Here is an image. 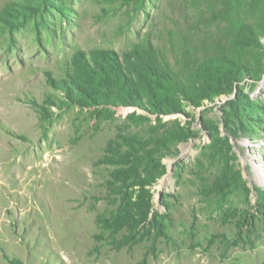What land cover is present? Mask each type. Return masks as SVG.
I'll return each instance as SVG.
<instances>
[{"label": "rangeland", "instance_id": "rangeland-1", "mask_svg": "<svg viewBox=\"0 0 264 264\" xmlns=\"http://www.w3.org/2000/svg\"><path fill=\"white\" fill-rule=\"evenodd\" d=\"M253 2L0 0V264H264ZM238 25L258 47L234 49ZM218 58L242 77L201 102ZM186 86L188 101L175 92ZM166 97L178 111L157 110ZM178 128L191 137L177 142ZM145 140L148 203L134 179L112 178Z\"/></svg>", "mask_w": 264, "mask_h": 264}, {"label": "trees", "instance_id": "trees-1", "mask_svg": "<svg viewBox=\"0 0 264 264\" xmlns=\"http://www.w3.org/2000/svg\"><path fill=\"white\" fill-rule=\"evenodd\" d=\"M262 0H254L255 3H258ZM253 2V3H254ZM254 3V4H255ZM264 31V29H262ZM259 41L257 39V34L255 31V28L248 25H238L236 30L233 33V47L237 51L240 49H247L250 47H258ZM232 61V60H231ZM234 61L230 62L228 59H214L210 60L208 62L209 68H211L209 75L205 76V83H213L216 85L215 90L212 92H209L208 90L200 94L198 96L199 101L203 102L205 100L207 101H213L215 97H219L221 95L226 94L228 91H232L234 83L239 82L242 74L241 70L239 69L238 65H234ZM202 82H200L197 85H193V89L195 87H201ZM175 92L179 93L180 96L187 101L189 100V97L192 98V91L191 86L181 87L175 90ZM239 95L236 96V103L239 101ZM235 101L229 102V105H233ZM174 103V102H173ZM154 107V106H153ZM157 107V110L160 111H167L168 113L176 112L178 111L176 107L179 108V106L172 103H169L167 100V97L162 100V106H155ZM161 107V108H158ZM134 115H130L128 119L134 118ZM138 118L142 119L141 116H138ZM187 128H178L174 130V134L178 135L180 138L177 140V142L185 141L191 137V135L186 131ZM227 132V129H226ZM228 135V132H227ZM169 134L168 135H162L160 142L166 145L167 140H169ZM147 141L145 140L143 143L139 142V152L135 151L134 154H128L126 153L124 159L125 164L123 168H120L116 172L113 173L112 178L116 181H120V184H125L126 181H130L134 179V183L136 184L135 187H137L138 191L145 195L148 201L150 202V193L148 190H146V187L151 186L155 182V176H149L148 179L145 182H139L141 176L143 173H146V171H142L138 169L139 164H145L146 159L148 158L150 152L146 149ZM134 147V144H132V148ZM140 153V155H139ZM162 168V166H161Z\"/></svg>", "mask_w": 264, "mask_h": 264}, {"label": "bare ground", "instance_id": "bare-ground-1", "mask_svg": "<svg viewBox=\"0 0 264 264\" xmlns=\"http://www.w3.org/2000/svg\"><path fill=\"white\" fill-rule=\"evenodd\" d=\"M29 159V158H28ZM28 162H29V160H27ZM29 164V163H28ZM34 167V166H33ZM55 169V168H54ZM44 171V170H43ZM42 171V172H43ZM261 171V170H260ZM49 173V172H48ZM51 174V173H50ZM44 175H45V172H44ZM53 175V174H52ZM56 175H57V173H56ZM56 175H54V176H56ZM258 175V174H257ZM47 176V175H46ZM57 176H60V174L59 175H57ZM60 178H61V176H60ZM59 178V179H60ZM57 179H58V177H57ZM259 179L261 180V183L264 181V177L263 176H260L259 175ZM41 180H43V178L42 179H40V181ZM58 181V180H57ZM59 182V181H58ZM54 183V182H53ZM53 188V187H52ZM50 191V190H49ZM48 191V192H49ZM48 195V193L47 192H40V197H43V196H47ZM55 200V199H54ZM55 203H56V201H55ZM58 208V207H57ZM54 210H55V208H54Z\"/></svg>", "mask_w": 264, "mask_h": 264}]
</instances>
